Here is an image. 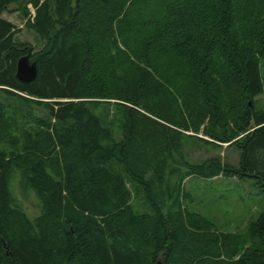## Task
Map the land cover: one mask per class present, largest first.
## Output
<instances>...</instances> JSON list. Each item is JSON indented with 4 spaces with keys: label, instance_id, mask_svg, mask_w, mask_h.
Instances as JSON below:
<instances>
[{
    "label": "trees",
    "instance_id": "trees-1",
    "mask_svg": "<svg viewBox=\"0 0 264 264\" xmlns=\"http://www.w3.org/2000/svg\"><path fill=\"white\" fill-rule=\"evenodd\" d=\"M261 64L264 0H0V264H264ZM184 138L238 165L193 162ZM234 176L263 200L243 234L185 211L187 179Z\"/></svg>",
    "mask_w": 264,
    "mask_h": 264
},
{
    "label": "rangeland",
    "instance_id": "rangeland-1",
    "mask_svg": "<svg viewBox=\"0 0 264 264\" xmlns=\"http://www.w3.org/2000/svg\"><path fill=\"white\" fill-rule=\"evenodd\" d=\"M14 6L9 8V12L2 14V18L10 21L15 26V37L19 42L29 43L34 49L38 48L34 36L18 21L17 13L12 12ZM31 14L33 9L30 7ZM261 78L263 79V95L257 100L264 101V64L260 67ZM100 107V106H99ZM113 118L112 108L109 116ZM189 134V133H187ZM199 137H203L201 134ZM184 151L193 162H200L214 157H219L222 163L230 164L234 167L238 165L239 152L234 146L221 144V146L205 145L194 139L182 140ZM220 144V143H217ZM10 181V189L16 194L19 203H23L26 208L24 212L35 211L38 201L31 192L20 194L18 186V173L15 172ZM252 181L238 177H217L213 179H203L191 177L183 184V192L188 196L184 200L185 211L198 214L210 221L217 232L243 234L250 221H255L262 210V196L257 194ZM129 188V187H128ZM130 190V188H129ZM131 193V204L135 210L143 211L141 195ZM35 206V208L33 207ZM27 210V211H26ZM247 244L245 247H248Z\"/></svg>",
    "mask_w": 264,
    "mask_h": 264
},
{
    "label": "water",
    "instance_id": "water-1",
    "mask_svg": "<svg viewBox=\"0 0 264 264\" xmlns=\"http://www.w3.org/2000/svg\"><path fill=\"white\" fill-rule=\"evenodd\" d=\"M36 77V65L28 56L21 57L16 64V78L22 83H29Z\"/></svg>",
    "mask_w": 264,
    "mask_h": 264
}]
</instances>
